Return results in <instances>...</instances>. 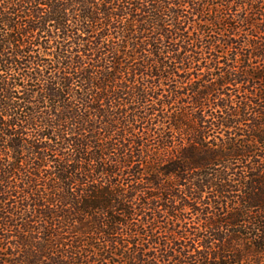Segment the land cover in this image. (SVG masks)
I'll use <instances>...</instances> for the list:
<instances>
[{
	"label": "trees",
	"instance_id": "trees-1",
	"mask_svg": "<svg viewBox=\"0 0 264 264\" xmlns=\"http://www.w3.org/2000/svg\"><path fill=\"white\" fill-rule=\"evenodd\" d=\"M0 264H264V0H0Z\"/></svg>",
	"mask_w": 264,
	"mask_h": 264
},
{
	"label": "rangeland",
	"instance_id": "rangeland-1",
	"mask_svg": "<svg viewBox=\"0 0 264 264\" xmlns=\"http://www.w3.org/2000/svg\"><path fill=\"white\" fill-rule=\"evenodd\" d=\"M190 221H193V219H191ZM190 221H189V222H190Z\"/></svg>",
	"mask_w": 264,
	"mask_h": 264
}]
</instances>
